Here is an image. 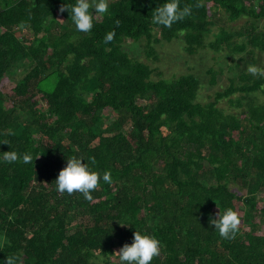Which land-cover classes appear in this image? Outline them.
I'll use <instances>...</instances> for the list:
<instances>
[{
    "label": "trees",
    "instance_id": "1",
    "mask_svg": "<svg viewBox=\"0 0 264 264\" xmlns=\"http://www.w3.org/2000/svg\"><path fill=\"white\" fill-rule=\"evenodd\" d=\"M73 2L0 0V154H33L0 162V264H119L136 230L161 243L151 264H264V75L247 71L264 69V0H180L171 29L152 21L164 0H109L89 33L59 11ZM177 41L214 63L164 78L154 44ZM72 155L111 172L92 201L56 190ZM227 208L234 239L210 224Z\"/></svg>",
    "mask_w": 264,
    "mask_h": 264
},
{
    "label": "clouds",
    "instance_id": "2",
    "mask_svg": "<svg viewBox=\"0 0 264 264\" xmlns=\"http://www.w3.org/2000/svg\"><path fill=\"white\" fill-rule=\"evenodd\" d=\"M203 6L202 3L197 5ZM59 11H68L75 30L80 33H89L97 16L109 14V0H74L73 3L63 4ZM192 14L191 6L180 7V0H164L162 4L153 11L152 21L158 26L171 29L173 24L184 20ZM21 30H26V24L18 25ZM115 36V32H108L104 37L105 43H110ZM247 71L252 75H264V69L250 64ZM0 144L10 143L7 140L0 141ZM11 148V145H10ZM22 161L24 164L33 162V154L25 152L23 154L9 150L0 154V162L14 163ZM103 181L111 185L113 183L110 171H105L102 175L93 170L84 158L72 155L67 158L66 165L59 171L56 178V190L60 193L72 194L81 193L87 201L94 199L92 192L96 190L99 183ZM215 230H218L220 237L224 239H234L239 231L241 219L239 214L232 208L219 211L216 218L210 221ZM0 242H3L0 238ZM161 243L155 235L135 231L132 242L125 243L118 251L119 264H151L154 257L160 255ZM6 264H23L20 256L13 255L7 257Z\"/></svg>",
    "mask_w": 264,
    "mask_h": 264
},
{
    "label": "rangeland",
    "instance_id": "3",
    "mask_svg": "<svg viewBox=\"0 0 264 264\" xmlns=\"http://www.w3.org/2000/svg\"><path fill=\"white\" fill-rule=\"evenodd\" d=\"M99 19H101V16H97ZM242 22L239 20L238 23H232L231 25L234 27H237L238 25H241ZM259 28H262L263 21L261 20L258 22ZM144 44V42H143ZM182 43L179 41L174 43H167V42H161L154 44L155 51L162 57V60H158L157 62H154V66L159 67V70L163 72V77L166 79H169L172 75H180L190 72L194 73H203V69L207 66H210L214 63V60H212L213 53L210 51H207L206 56L204 57V60L201 62L199 58L197 57H189L185 55V59L183 56V53L180 52ZM125 49L129 52L131 56H139L142 55V44L141 43H133V42H127L124 45ZM179 53V57H178ZM178 57V58H177ZM218 63L219 66L226 69L227 58L223 55H220L218 57ZM264 65V62H263ZM227 70H225V73L223 76H220L218 79V84L210 87L208 86L205 90L202 91V96H207V94H213L215 90H220L224 86L227 85ZM14 76V75H12ZM261 100L264 101V94L261 95ZM226 103L223 101L221 104V107H224ZM241 215V213H238Z\"/></svg>",
    "mask_w": 264,
    "mask_h": 264
}]
</instances>
